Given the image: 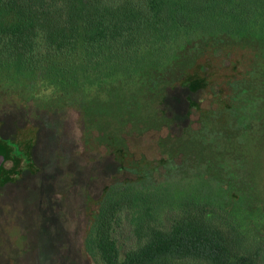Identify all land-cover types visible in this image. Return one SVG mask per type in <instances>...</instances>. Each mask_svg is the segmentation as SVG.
Here are the masks:
<instances>
[{
  "label": "rangeland",
  "instance_id": "374dc122",
  "mask_svg": "<svg viewBox=\"0 0 264 264\" xmlns=\"http://www.w3.org/2000/svg\"><path fill=\"white\" fill-rule=\"evenodd\" d=\"M254 28L253 41L176 45L187 58L154 86L0 79V264H99L92 233L115 195L122 259L179 217L230 224L242 251L264 244V26Z\"/></svg>",
  "mask_w": 264,
  "mask_h": 264
},
{
  "label": "trees",
  "instance_id": "16d2710c",
  "mask_svg": "<svg viewBox=\"0 0 264 264\" xmlns=\"http://www.w3.org/2000/svg\"><path fill=\"white\" fill-rule=\"evenodd\" d=\"M263 26L264 0H0V79L68 91L109 84L118 92L143 77L154 86L170 63L187 58L176 45L219 36L253 41L247 31ZM137 193L133 202L143 200ZM115 203L109 196L93 229L99 264H260L264 256V244L242 251L230 224L179 217L169 230L151 228L122 259Z\"/></svg>",
  "mask_w": 264,
  "mask_h": 264
}]
</instances>
